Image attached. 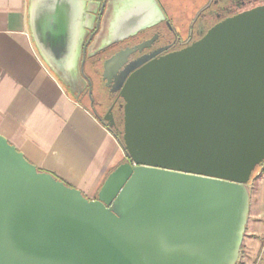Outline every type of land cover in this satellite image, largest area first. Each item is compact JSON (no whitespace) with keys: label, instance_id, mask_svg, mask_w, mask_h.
<instances>
[{"label":"water","instance_id":"water-1","mask_svg":"<svg viewBox=\"0 0 264 264\" xmlns=\"http://www.w3.org/2000/svg\"><path fill=\"white\" fill-rule=\"evenodd\" d=\"M87 1L28 0L32 43L76 102L60 77L86 78ZM132 53L107 61L104 79ZM123 78L127 160L96 199L0 134V264L238 263L251 178L264 163V5L180 51L128 64Z\"/></svg>","mask_w":264,"mask_h":264},{"label":"crops","instance_id":"crops-1","mask_svg":"<svg viewBox=\"0 0 264 264\" xmlns=\"http://www.w3.org/2000/svg\"><path fill=\"white\" fill-rule=\"evenodd\" d=\"M0 134L38 169L86 196L96 197L127 160L115 135L74 101L39 57L29 34L28 0H0ZM257 177L250 185L243 264H264V165Z\"/></svg>","mask_w":264,"mask_h":264},{"label":"flooded vegetation","instance_id":"flooded-vegetation-1","mask_svg":"<svg viewBox=\"0 0 264 264\" xmlns=\"http://www.w3.org/2000/svg\"><path fill=\"white\" fill-rule=\"evenodd\" d=\"M143 1L128 0L129 4L126 0H88L89 8L82 18L87 26L83 41L87 45L86 78L82 74L80 79L60 77L79 102L98 119L107 118L102 123L120 136L124 128L125 103L115 90L124 79L128 64H140L180 51L220 21L264 5V0H206L191 11L187 10L185 0H179L177 6L156 0L159 10L153 3L144 7ZM123 18L133 25L126 27L121 22ZM111 23L113 27L109 30ZM127 49L133 53L124 65L120 67L121 62L113 65L110 79H104L105 63Z\"/></svg>","mask_w":264,"mask_h":264},{"label":"rangeland","instance_id":"rangeland-1","mask_svg":"<svg viewBox=\"0 0 264 264\" xmlns=\"http://www.w3.org/2000/svg\"><path fill=\"white\" fill-rule=\"evenodd\" d=\"M167 4H169V5H172V6H177L178 5V3H179V0H164ZM206 0H185V2H186V8H187V10H196L197 8H198V6L199 5H201L202 3H204ZM121 136H122V134H121ZM264 165V163L262 164V165H260V166H258L257 168H256V170H255V172H254V174L252 175V178H251V182H250V185H252L253 183H255V182H257V181H259V179H258V177H257V173L258 172H261V170H262V166ZM40 170V169H39ZM40 171H44V172H46V173H49L50 175H52L54 178H56V179H59V180H61V181H63L65 184H67L68 186H70V187H74V188H77V187H75V186H72V185H70V184H68V182L64 179V178H62V177H60V176H57L56 174H54V173H51V172H48V171H45V170H40ZM77 189H79V188H77ZM80 190V189H79ZM81 191V190H80ZM83 193V192H82ZM93 193H95V191H93ZM84 194V193H83ZM85 195V194H84ZM86 196V195H85ZM93 196V195H92ZM87 198H89V199H92V198H94L95 196H93V197H91V196H86ZM241 252V256H240V259H239V261H238V263L237 264H243V260H244V258H243V255L242 254H244V251L243 250H240ZM245 256V255H244ZM254 261V260H253ZM253 264V263H252Z\"/></svg>","mask_w":264,"mask_h":264},{"label":"trees","instance_id":"trees-1","mask_svg":"<svg viewBox=\"0 0 264 264\" xmlns=\"http://www.w3.org/2000/svg\"><path fill=\"white\" fill-rule=\"evenodd\" d=\"M111 132L115 135V137L118 139L119 143H120L121 146L123 147L122 136H120L118 133H115V132H113V131H111ZM124 152H125V151H124ZM125 154H126V152H125ZM126 158H127V154H126Z\"/></svg>","mask_w":264,"mask_h":264}]
</instances>
